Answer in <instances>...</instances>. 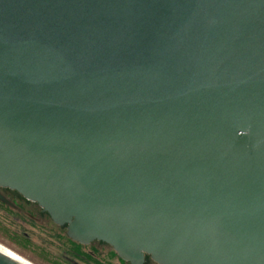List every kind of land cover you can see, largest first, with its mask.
Here are the masks:
<instances>
[{
  "label": "water",
  "instance_id": "obj_1",
  "mask_svg": "<svg viewBox=\"0 0 264 264\" xmlns=\"http://www.w3.org/2000/svg\"><path fill=\"white\" fill-rule=\"evenodd\" d=\"M0 186L131 264H264V0H0Z\"/></svg>",
  "mask_w": 264,
  "mask_h": 264
},
{
  "label": "rangeland",
  "instance_id": "obj_2",
  "mask_svg": "<svg viewBox=\"0 0 264 264\" xmlns=\"http://www.w3.org/2000/svg\"><path fill=\"white\" fill-rule=\"evenodd\" d=\"M67 235L50 218H34L22 205L0 202V242L30 260L38 264H121L104 250L93 258L85 254L93 250L90 246L73 250Z\"/></svg>",
  "mask_w": 264,
  "mask_h": 264
},
{
  "label": "flooded vegetation",
  "instance_id": "obj_3",
  "mask_svg": "<svg viewBox=\"0 0 264 264\" xmlns=\"http://www.w3.org/2000/svg\"><path fill=\"white\" fill-rule=\"evenodd\" d=\"M0 193L6 198L5 200H2L0 198V200H2L3 202H5L6 204L9 205H19V206H24L30 216L36 218H51V216L49 215L48 212L44 211L42 206L36 202V201H32L29 200L27 198H25L21 193H19L18 191L11 189L9 187H2L0 186ZM62 228H65L67 230V225H60ZM72 239V238H71ZM75 241V240H74ZM77 242V241H76ZM80 243V242H78ZM82 244V243H80ZM85 246H90L93 248V250H91L90 252L95 256L96 254L102 253L103 250L106 251L107 255H113V257H117L118 261L122 264V258L118 255V253L113 249V247L101 240H94L89 244H83ZM124 260V259H123ZM127 264H131L128 261ZM143 264H160L157 263L156 261H154L150 255H146L145 257V261L143 262Z\"/></svg>",
  "mask_w": 264,
  "mask_h": 264
},
{
  "label": "trees",
  "instance_id": "obj_4",
  "mask_svg": "<svg viewBox=\"0 0 264 264\" xmlns=\"http://www.w3.org/2000/svg\"><path fill=\"white\" fill-rule=\"evenodd\" d=\"M0 202L1 203H3V204H6L5 202H3L2 200H0ZM67 238L69 239V241L71 242V244H73V250H75V251H80L81 250V248L84 246L83 244H80V243H78V242H76V241H74L73 239H71L68 235H67ZM88 257H90V258H93L94 257V255L92 254V253H90V252H86L85 253ZM122 264H127V262H125V260H123L122 259Z\"/></svg>",
  "mask_w": 264,
  "mask_h": 264
},
{
  "label": "bare ground",
  "instance_id": "obj_5",
  "mask_svg": "<svg viewBox=\"0 0 264 264\" xmlns=\"http://www.w3.org/2000/svg\"><path fill=\"white\" fill-rule=\"evenodd\" d=\"M6 245V244H5ZM8 246V245H7ZM11 248V247H10ZM14 250V249H13ZM16 251V250H15ZM19 253V252H18ZM22 255V254H21ZM24 256V255H23ZM27 258V257H26ZM29 259V258H28ZM32 261V260H31ZM34 262V261H33ZM34 263H36V262H34ZM36 264H38V263H36Z\"/></svg>",
  "mask_w": 264,
  "mask_h": 264
}]
</instances>
